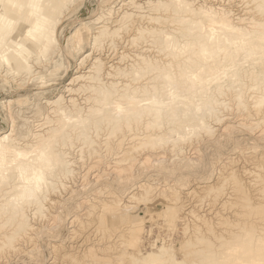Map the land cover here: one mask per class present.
I'll return each instance as SVG.
<instances>
[{"label": "rangeland", "instance_id": "obj_1", "mask_svg": "<svg viewBox=\"0 0 264 264\" xmlns=\"http://www.w3.org/2000/svg\"><path fill=\"white\" fill-rule=\"evenodd\" d=\"M44 1L46 0H39V3H43ZM49 1L50 0L47 2L48 5L47 3L45 4V7H47L46 9H54L53 7L56 5L55 11L52 10L49 15H51L52 18H57L58 11L59 14L62 11V14L59 15L60 23L55 32L56 43L54 47L48 50L47 59L39 64L35 63V57L28 55V53L31 52V48L29 47L32 46L31 41H28L25 44L28 48V51H25V55L17 56L15 52H9L8 55L11 57V66L0 62V137L9 134L11 139H13L8 142L11 143L13 149L12 155L10 154L11 156L3 169L7 174V179H5V183H0V194H6V196H2L3 198L8 197L9 194L13 192V183L16 182V180H27L31 176V166L20 163V161L28 162L30 154L25 153L24 150L22 151L20 148L24 145L34 143V133L44 134L46 128L48 130V127L50 129V127L57 123L55 119L56 116L51 112L52 109H50V106L45 102L56 100V97L60 96V94L63 96L68 94L64 96V99H67V97L69 99L70 97L71 100L69 103L67 99V102L63 103L64 106L71 108L74 103L79 108L83 106L85 110L86 107H88L87 105H89L88 103L91 102L86 101L87 98L92 99L94 97V95H91L88 91L81 90L74 91L75 94L74 92L72 94L64 93V88L71 79L76 77V75L84 74L85 76L79 79L78 82H75L73 90L85 83H88L85 85L95 86L107 84L111 80L106 74L111 70L110 68L114 66L122 68L126 65H128L126 67H130V65L136 64L135 66L144 67V70H146L144 72L147 77L138 78L137 74H134V78L136 79L134 82H131L128 78L125 79L126 77H118L112 80H115L114 82L121 81L117 87L119 86L118 89L123 90L127 87L142 88L143 86H150L151 83L155 84V81L151 80L152 73L157 72L159 67L162 66V63L171 62L173 70L177 71L180 67L179 70L184 68L190 73L189 63H183L182 60L187 56L186 52L177 54L178 56L176 55V58L165 56L162 53H157L159 52V48L156 45L155 47L146 46L147 43L137 34L136 29L138 26H157L154 23H148L143 17H137L141 14L146 15L150 12L153 14L154 11L144 8V14L139 13L136 8L131 6V3L127 2V0H69L66 5L62 2L57 3L55 0ZM133 1L138 4L143 0ZM155 1L162 2L165 0ZM191 1H194L193 4L197 7L202 0ZM231 1L234 2L232 3ZM239 1L240 0H230L227 5V7L237 10V12L238 8L242 5V10L239 11L240 14L235 17L253 18L260 23H264V11H262L261 6L248 3L249 0ZM244 1L246 4L243 3ZM173 2L175 1H172V3ZM0 7L5 9L1 2ZM120 8L122 10H120ZM126 8L129 11H127ZM20 9L22 11L20 16L16 15L15 17H11L13 21L16 22V26L12 28V31L8 34V47H13L17 41L24 42L21 41V30H26L28 25V22L24 20L28 10V8H25V0L24 2H20V5L16 6L13 10L17 11ZM135 9L137 11H135ZM252 10H254V12ZM130 13H132L131 18L129 17L128 20L125 21L129 27L123 31L124 33H119L120 37L118 36V39L115 38V41H113L111 36L112 44L108 41L110 37L104 39L100 37L101 42L106 41L107 43H101L99 50L95 52V59L90 60L89 57L92 55L91 46L97 44V38L99 37L97 36V32L100 28L103 26L115 28L117 27L116 25H122V20ZM241 13L244 14L241 15ZM161 14L163 13L161 12ZM24 35L27 37L26 31H24ZM137 36L140 37V39H137ZM138 45L141 46L140 48L142 49L138 48ZM73 49L78 50L76 55H70ZM85 49L88 50L87 53L84 52ZM124 52L130 56L129 58L126 57V61L124 59L125 57H123V55H126ZM85 54H89L87 57L88 60L86 58L83 61L84 63L80 65V61H78L76 57L80 56L81 59ZM137 54L147 57V59L151 58L153 62L146 67V65L140 62L139 58L134 56ZM157 54L160 56H157ZM247 55L245 51L241 52L236 57L237 59L235 58L232 65L229 66V69L225 71L226 76L219 78L218 81L209 82L210 80L207 79V76L204 77L206 80L205 83H209L204 85L201 90L197 91L196 95L193 96L194 106L192 109H194V113L192 116L188 117L186 121H190L189 123H191L194 119L200 118L201 122H206L208 125L207 132L205 130L192 129L189 123L185 121V123H183L184 125L180 124L184 131H181L182 129L177 127L171 134H164L165 127L175 125L172 124V122L176 121L174 120L175 118L165 119L166 122L162 120L160 126L155 125L153 127L146 124L148 122L146 118H142V122L139 120L137 124L136 121H132L133 123L131 122L130 124L133 125L131 129L128 127L127 130L126 126H121L120 128L122 129L117 128L118 130L116 129L115 132L113 131L114 133H109L110 131L107 129L109 125H99L102 124L99 121L95 126V124H92L94 119L89 118L90 121L87 123L90 124V127L84 125L83 131L87 132L88 128L92 129L88 134L92 137L93 133H95L93 139L97 137V142H95L96 146H94V148L96 147L95 151H98L90 152L74 139H72L71 143L62 146L64 149L60 147V150L65 153L63 156L64 159L70 163V165L67 163V167H69L68 170L70 169L71 171L69 170L68 173L64 174L63 168L56 164V162L54 163L51 158L54 166L53 172L55 171V176H58L57 178H59L58 180L60 181L59 184L53 183V189L51 188L47 191L43 204H48H44L39 210H36L38 212H34L35 209L33 207L28 208L29 210L26 209L28 217L26 219V224L29 229H22L24 231L21 229L20 231L16 230L17 223H19L17 219L6 223L7 214L2 213L0 215V223L2 225H0V245L6 242L5 244L8 246H2L0 249V264H106L105 262L107 261L108 264H117L119 261L118 259L121 258L123 259L119 261L120 264H127L125 259L128 257L127 255H129L132 248L136 247L135 249L138 251L141 249L140 253H145L149 251L150 245L153 242H156L154 243L156 246H159L160 242L163 240L164 242L168 241L167 244L172 245L179 241L184 243L186 237L183 236V233L187 231L188 235H192L194 230L199 231L195 233L204 234L206 236L207 234L208 236L218 234V236L227 237L231 233L236 235L238 233L239 236L243 234L245 237L250 238L249 251L251 256L257 254L263 256L264 123L260 121L264 119V107H255L254 100L259 93L262 92V88L264 87V65H262V63H253ZM96 59L100 64H98ZM151 59L150 61H152ZM154 59H158L159 61H155ZM122 60L125 62L121 63L123 62ZM25 61H27V63H25ZM240 62H244V68L249 69L254 67L256 70V83H259L258 93H255L254 90L249 88V86L252 85L251 81L245 84L243 81H238L237 85L231 84L230 87H220L222 82H232L237 78L241 80L244 78L242 72L238 70ZM101 63L104 66H101ZM192 63L195 65V71L199 72V62L193 58ZM29 68L31 69L33 78L22 85L21 81L27 76V70ZM85 70L87 71L86 73ZM204 74L206 73H200V75ZM87 76L92 79L86 78ZM169 77H171V72L165 69L163 80H167ZM41 80L44 81L43 84L40 83ZM136 81L137 83H135ZM123 83L127 86L121 88V86L124 85ZM195 84H199L198 81H195ZM131 91V93L138 95L134 89ZM238 92L241 95L240 102L242 101V104H239L236 97ZM177 94L178 92L175 90L170 91V96L172 97ZM79 99L83 100L80 101ZM177 105L178 104H176V107ZM81 113L83 114L84 112L80 111L76 115L80 117L82 116ZM210 114L220 120L218 121L213 117L209 118ZM50 115L53 116L51 117ZM65 117H67V114H65ZM139 122H141V124ZM151 128H153L154 131ZM70 130H74V132ZM78 130L79 127L75 124H71L65 129L66 133L72 135L71 138H73V134ZM135 130L137 133L134 132ZM119 131L123 133V135L119 134ZM107 133L110 136H108ZM126 134L128 136H126ZM161 134L163 135V140L158 139L159 136H162ZM179 134H181V136H179ZM113 135L116 137L118 135V137L115 139ZM120 136L121 138L119 139ZM151 136L152 138L155 136L157 139L155 142L156 144H153V146L155 145L154 147L148 142ZM99 137L103 140L101 139V141ZM128 137H131L133 141ZM73 142H78L79 144L77 143V145ZM119 142L121 144H119ZM116 145L122 146V148H116ZM81 146L83 148H81ZM136 147L138 149L141 148L139 152ZM56 149H59V146L56 147ZM76 149L79 150L77 151ZM87 151L88 153H93V155L88 154ZM59 170H61V172ZM57 173H60V175ZM243 202H245L246 205L244 204L243 206L241 204L240 207V203ZM0 205H3V207L6 206L1 199ZM244 207L249 208V210L246 208L247 213L248 211L250 212L248 213L249 215L254 217L257 215L256 217H258V219L255 218L258 222H256V219L252 216L247 217L248 214L244 211ZM42 208L46 209L43 210ZM51 208L53 210H51ZM251 209L254 213L251 212ZM237 210L241 212L238 213ZM37 213H41V215ZM243 213L244 216L241 217ZM245 213L247 218L245 217ZM235 216H238L237 219H239V217L241 218L237 220ZM1 217H4V219L2 220ZM250 218H253L254 221ZM225 219L227 221H225ZM232 220L234 222L236 221V225ZM225 223H227V225ZM233 223L235 227L238 223L240 225L238 224L235 228ZM32 224H34V228ZM223 224L225 226H222ZM243 224L246 226L245 228ZM3 226H5V228ZM10 226L11 228H9ZM255 227L256 229H254ZM6 229H10L11 231L8 230L7 232ZM201 229L202 231H200ZM210 229L212 230L210 231ZM223 230L224 232H222ZM22 233L24 235H22ZM15 236H17L16 239L14 238ZM6 238L8 240H6ZM134 239L138 241L137 245ZM171 239H173V243ZM15 240L17 242H15ZM130 241L133 242L131 243ZM22 242L25 243L21 245ZM126 246L129 248L127 249ZM225 247L228 248L229 246ZM225 247L224 250H226ZM125 255L127 257H125ZM105 258L109 260H105ZM187 261H189V259H187Z\"/></svg>", "mask_w": 264, "mask_h": 264}, {"label": "bare ground", "instance_id": "obj_2", "mask_svg": "<svg viewBox=\"0 0 264 264\" xmlns=\"http://www.w3.org/2000/svg\"><path fill=\"white\" fill-rule=\"evenodd\" d=\"M68 1L69 0H55V2H57V3L62 2V3H64V5L68 4ZM172 1H175V2L172 3ZM229 1L230 0H202L200 2V4H198L196 7L193 4L194 1H191V0H165L162 2L155 1V0H143V1H141L143 3L140 2L141 4L140 3L137 4L133 0H129V1L127 0L128 3H131V6L136 5V7H134V8H136L139 11V13L145 12V11H143L144 8H147L151 11L156 12V13L153 12V14L150 12L146 15L141 14V15L137 16V17L145 18L148 23H154L157 25L156 27L155 26H151V27H144V26L139 27L138 26L137 27V29H136L137 34H139L140 37H142V40L145 43H147V45L146 44L145 45L148 47H150V46L155 47V45H156L159 48V52H157V53H160V54L162 53L163 55L168 56V57H170V56L175 57L179 53L186 52L187 56H185L182 60H183V63H186V62L189 63L190 73L188 71H186L184 68L179 70L180 67L178 68L177 71L173 70V66H172L171 62L170 63L168 62L165 64L162 63V66L159 67L158 71L152 73L151 80H154L155 84L151 83L150 86H143L142 88H140V87L139 88L127 87L123 90H119L118 89L119 86L117 87V85H119V82H121V81L114 82L115 80L114 81H112V80L115 78H118V77H126L125 79L128 78V79H130L131 82L132 81L134 82L136 80L134 78V74H137L138 78H143L145 76L147 77V75H145V72H144V71H146V70H144V67L135 66L136 64L130 65V67H126V66H128V65H126L127 63L125 64L126 66L122 67V68L121 67H115V66L113 68H110L111 67V65H110L109 68L112 71L111 70L108 72L106 71L107 72L106 76L109 77V79L111 80L110 82H108L107 84H100L97 86L85 85L88 83L84 82L85 83L84 85L78 84L79 86L75 90H73V88H74L73 86L75 85V82H78L79 79L83 78L85 75L79 74L78 76L76 75V77L71 79L68 82V84L66 85V87L64 88V91H65L64 93H71L72 94L76 90H81V91H88L91 95H94V97L92 99L87 98L86 101H88V102L91 101V102L88 103L89 105L86 104L88 107H86L85 110L83 109L84 108L83 106H82V108H79L74 103L72 104L71 108L64 106L63 103H66L67 99H68V97H67V99H64V96H66L68 94H66L64 96L60 94V96L56 97L57 98L56 100L45 102L47 105L50 106V109H52L51 112L56 116L55 119H56L57 123H55V125L50 127V129L48 127V130L46 128V132L44 134H40V133L35 134L34 133V135H33L34 140H35L34 143L30 144V145H24L23 144L24 146H22L20 148L22 151L24 150L25 153L30 154V159L28 162L20 161V163H25L26 165H30L32 168V172H31V176L27 180L20 179V181L16 180V182H14V183L12 182L14 185V188H13L14 190L12 193L9 194L8 197H5V198L2 197L4 195L6 196V194H4V192H3L4 195L0 194L2 197V198L0 197L1 201L4 202V204L6 205L5 207H3V205H0V215L2 213L7 214L6 223L10 222V221H14V219H17V221H19V223H17L18 225L16 226V230L20 231V229L22 230L24 228L29 229V227L26 224V219L28 218L27 213H26V209L29 210L28 208L33 207L35 209L34 212H38L36 210H39L40 207H42L45 204V203L43 204V200L45 199V195H46L47 191H49V189L52 188V186L54 185L53 183L59 184L60 180H58L59 179V178H57L58 176H55V173H54L55 171L53 172V168H54L53 163L51 164V168H49V169H47V167L42 168L41 163L39 162L38 156L34 155V153L39 152L41 147L43 145H45V143L48 142L50 139L52 141L51 158H52L53 162L54 163L56 162V164H58L59 166H61V168H63L64 174L68 173L70 169L68 170L69 167H67V165H68L67 163H69V162L64 159L63 156L65 155V153H63L60 150V147L65 146V144H67V143L68 144L71 143L72 139H74V140L78 141L79 143H81V145L84 146L88 151L93 152L96 150L95 149L96 147L94 148V146H96L95 142H97V139H96L97 137L95 138L96 141H95V139H93L95 133H93V136L91 135L92 137H90V135L88 133H90V130H92V129L88 128L87 132L83 131V128L85 126L87 127V125L88 126L90 125L89 123H87L88 121H90L89 118L94 119L93 120L94 122H92V124L93 125L95 124V126H96L97 122L99 123V121L102 123L99 125H103V124L107 125V126L109 125L107 127V129H109L108 131H110L109 133H114L116 131V129L120 128L121 126L122 127L126 126L127 130H128V127H130V129H131V126H133V125H130L131 122L136 121V124H137L138 123L137 121L141 120L142 118H146L148 120V122L146 124L150 127L151 126L153 127L155 125L160 126V122L162 120H165L168 118H172V119L175 118L174 120H176V121L172 122V124H175L174 126L169 125L165 128L163 127L164 131H165L164 134H171L173 132V130L177 127L182 129L181 131H184L183 127L180 124L185 123V121L188 119V117L192 116L194 113V109H192V107L194 106L193 96H195L197 91L201 90V88L204 85H206L207 83L215 82V81H218L219 78L225 77L226 76L225 71L229 69V66L232 65L235 58L241 52L245 51L248 54L247 55L248 58L253 63H262V65H264V23H260L256 20H254L253 18L247 19V18L235 17V16H238L240 14L239 11L242 10V8H241L242 5L240 6L241 9L238 8V12H239L238 13L237 10H234L231 7H227ZM0 2L2 4V6H4V8H5V9H3L0 7V17L4 18L6 27H7V22L11 21V22H13L12 28H14L16 26V22H14L11 17H13V16L15 17L16 15L20 16L22 14L23 7H22V11H21V9L17 10V11H15L13 9H15L16 6H19L20 2H24V0H0ZM30 2H31V0H25V8H28V10L26 12L24 20H26V22H28L27 23L28 25H27L26 30L24 29V31H26L28 33V28L31 26V23L38 22L41 25V27L51 30L52 40L56 43V33L55 32L57 30L58 24L60 23V16L59 15L62 14V11L60 14L58 11V17L57 18H52L51 15H49V13L55 9L56 5L55 6L53 5L54 9H51V10L46 9L47 7H45V4L48 2V0H46L43 3L42 2L40 3L43 7L39 11H36V10H33L32 8L29 7ZM122 2H124V1H122ZM239 2H241V0ZM52 3H53V1H52ZM243 3L246 4L245 1ZM243 3H241V4H243ZM248 3H253L254 5L261 6V0H249ZM123 4H125V3H123ZM179 4H190V5H192V8L191 9L180 8L177 6ZM47 5H48V3H47ZM49 6H50V3H49ZM119 7H121V6H119ZM234 7H235V5H234ZM56 9H58V8H56ZM136 9H135V11H137ZM120 10H122V9L120 8ZM124 11H125V7H124ZM127 11H129V10L127 9ZM252 11L254 12V10H252ZM161 12L163 14H161ZM157 13H159V14H157ZM131 14L132 13L127 14L126 17L131 18ZM136 14H138V13H136ZM242 14H244V13H241V15ZM9 15H11V16H9ZM123 16H125V15H123ZM258 16H261V15H258ZM258 16H256V17H258ZM137 24H139V23H137ZM116 26L117 27H115V28H109L106 26H103L102 28L99 27L100 30L97 32L98 35L97 34L96 35L99 36V38L101 37V39L110 37L108 41H109V43H111L112 42L111 34L117 33L118 29H120L122 25H116ZM97 30H98V28H97ZM118 36L120 37V35H118ZM132 37H131V39H132ZM93 39H95V38H93ZM135 41H138V40H135ZM55 43L52 44L49 47V49L51 47H54ZM101 43H104V42H101ZM136 45H137V43H136ZM140 47L141 46H139L138 48H140ZM140 49H142V48H140ZM25 51H28V48L26 46H25ZM113 51H114V49H113ZM115 51H116V49H115ZM205 53H207V54H205ZM107 54H109V53H107ZM148 54H149V52H148ZM155 54H156V49H155ZM158 55L159 54H157V56ZM88 56H89V54L83 55V57H81V59H80L79 64L80 65L83 64L84 63L83 61ZM104 56H106V55H104ZM134 56H136V58H139L140 62L143 65H146V67L151 62H153V59H151V58L150 59L152 61H150V59H147V57H143V56L138 55V54L134 55ZM123 57H125L124 59L126 61V57L129 58L130 56H128L126 54V55H123ZM154 57H156V56H154ZM193 58L197 62H199V64H198L200 67L199 72L195 71V65H194V63H192ZM171 59H173V58H171ZM87 60H88V58H87ZM128 60H131V59H128ZM132 60H133V58H132ZM156 60L159 61L158 59H156ZM125 61H123L121 63H124ZM92 62H94V61H92ZM97 62H98V64H100L98 60H97ZM102 63H101V66L103 65ZM6 64L11 66L12 65L11 60H9L8 63H6ZM243 64H244V62H240L238 70H240L242 72V74L244 75V78H242V80L237 78L232 82H230V81L229 82H222L220 87H230L231 84L237 85L238 81H243L244 84L251 81L252 85L249 86V88L251 90H254L255 93H258L257 91L259 89V83H256V79H257L256 72H255L256 70L252 66H251L252 68L246 69V68H244ZM116 66H117V64H116ZM93 67H94V65H93ZM81 68H83V67H81ZM165 69H168L171 72V77H169L167 80H163V73H164ZM86 70H85V73L87 72ZM82 72H84V71H82ZM90 72H92V71H90ZM201 72H204L206 74L200 75ZM90 74H92V73H90ZM97 75H95V76H97ZM99 75H101V74H99ZM206 76H207V79L210 80L207 83H205L206 80L204 79V77H206ZM86 78H89V77L87 76ZM89 79H92V78H89ZM98 80H100V79H98ZM195 81H198L199 84H195ZM144 82H147V81H144ZM135 83H137V81ZM120 85H122V84H120ZM126 86L127 85L124 84L123 86H121V88L126 87ZM133 89L135 90V92L138 93V95H136L135 93H131L132 92L131 90H133ZM171 90L177 91L178 94L173 96V97L170 96ZM88 92H86V93H88ZM86 93H85V95H86ZM71 94H69V95H71ZM74 94H75V92H74ZM236 97L239 101V104H242V101L240 102L241 95L239 92L236 94ZM251 98H253V97H251ZM70 100L71 99L69 97V99H68L69 103H70ZM81 100H83V99H81ZM78 103H80V102H78ZM84 103H86V102H84ZM176 104H178L177 107H176ZM254 106L255 107H264V87L262 88V92L259 93V95L254 100ZM80 111H83L84 115L81 113L82 116L79 117L76 114L79 113ZM65 114H67V117H65ZM48 117H49V115H48ZM210 117H213V115L211 116V114H210L209 118ZM213 118L218 120V121L220 120V119L215 118V117H213ZM141 122H142V120H141ZM141 122H139V123L141 124ZM165 122H166V120H165ZM186 122H188V121H186ZM260 122L264 123V119ZM71 124H75L77 127H79V130L73 134L74 135L73 138H71L72 135L66 133V131H65V129ZM50 125H52V124H50ZM44 126L46 127L45 124H44ZM44 126H43V128H44ZM189 126H191L192 129L205 130L206 132L208 131V125L206 124V122H201L200 118L194 119L193 122L191 121V123H189ZM41 127H42V125H41ZM143 127H145V126H143ZM74 129H76V128H74ZM97 129H99V128H97ZM120 129H122V128H120ZM136 129H137V127H136ZM151 129H153V128H151ZM36 130H39V129H36ZM99 130H101V129H99ZM123 130H125V129H123ZM123 130H122V132H123ZM156 130H157V128H156ZM33 131H35V130H33ZM43 131H45V130H43ZM72 131L74 132V130H72ZM143 131H144V129H143ZM150 131H152V130H150ZM153 131H154V129H153ZM160 131H162V130H160ZM35 132H37V131H35ZM40 132H42V131H40ZM134 132L137 133L136 130ZM101 133H103V132H101ZM158 133L160 134L159 131H158ZM119 134L123 135V133H120V131H119ZM127 134H126V136H128ZM186 134H188V133H186ZM115 135H116V133H115ZM115 135H113V136H115ZM118 135H117V137H118ZM143 135H142V137H143ZM108 136H110V135L108 134ZM179 136H181V134H179ZM117 137L115 136V139ZM120 138H121V136L119 137V139ZM128 138H131V137H128ZM153 138H155V139H153ZM153 138L151 136V139L148 141L149 144H151L152 146H153V144H156L155 142L157 140L155 136ZM99 139L101 140L102 138L99 137ZM107 139H108V137H107ZM139 139H141V138H139ZM158 139L163 140V135L159 136ZM11 140H13V139H11L9 134L3 135L0 137V144L8 143ZM131 140H132V138H131ZM140 141H142V140H140ZM73 143H75V142H73ZM77 143H75V144H77ZM115 143H118V142H115ZM130 143H131V141H130ZM119 144H121V143L119 142ZM101 145H102V143H101ZM141 145H143V144H141ZM58 146H59V149H56V147H58ZM82 146H81V148H83ZM162 146H163V144H162ZM117 147L122 148V146H119V145L118 146L116 145V148ZM151 148H149V149H151ZM126 149H127V147H126ZM129 149H131V148H129ZM140 149H138V152ZM149 149H146V150H149ZM76 150L78 151L79 149H76ZM82 150H84V149H82ZM111 150H114V149H111ZM88 151H87V153H88ZM97 151H95V152H97ZM90 152L88 154L93 155V153H90ZM84 153H86V152H84ZM10 154L12 155V153H10ZM10 154H9V157L11 156ZM119 154H121V153H119ZM133 161H134V159H133ZM121 162H123V161H121ZM69 165H70V163H69ZM61 170H59V171L61 172ZM22 175H23V173H22ZM41 175L43 176V182L40 185L39 190H36L35 186L32 184H29L28 182L34 178L41 176ZM58 175H60V173ZM6 179H7V177H6ZM4 181H5V179L0 180V183L4 182ZM2 190H3V188H2ZM54 192H56V191H54ZM215 194H217V193H215ZM47 195H49V194H47ZM208 198H209V196H208ZM216 198H217V196H216ZM245 202L240 203V207H241V204L244 206ZM46 204H48V203H46ZM49 206H51V205H49ZM49 206H47V207H49ZM247 206H248V204H247ZM246 208L244 209V211L247 213ZM44 209H46V208H44ZM247 209L249 210V208H247ZM255 209H257V208H255ZM51 210H53V209L51 208ZM262 210L264 211V209H262ZM34 212H33V214H34ZM240 212L238 211V213H240ZM251 212H253L252 209H251ZM41 213H42V210H41ZM41 213H39V214L41 215ZM55 213H56V211H55ZM246 213H245V217H246ZM248 213H250V212L248 211ZM243 216H244V213H243V215H241V217H243ZM248 216L250 217L252 215L248 214L247 217ZM235 217H234V220H235ZM237 217H236V219H237ZM241 217H239V219ZM252 217L255 218L254 216H252ZM253 218L252 219L250 218V219L252 221H254ZM256 218L258 219V217H256ZM1 219L3 220L4 217L3 218L1 217ZM239 219H237V220H239ZM257 219H256V222H258ZM28 220H27V222H28ZM225 221H227V220L225 219ZM218 222H220V221H218ZM256 222H255V224H256ZM31 223H32V221H31ZM227 223H225V224L227 225ZM234 223L236 225V221ZM234 223H233V225H234ZM238 224H237V226H238ZM0 225H1V223H0ZM33 225L34 224H32V226ZM228 225H229V223H228ZM235 225H234V227H235ZM29 226H30V224H29ZM206 226H207V224H206ZM222 226H225V225L223 224ZM3 227L5 228V226H3ZM245 227L246 226L244 225V228ZM9 228H11V226ZM14 228H15V226H14ZM33 228H34V226H33ZM199 228H200V225H199ZM202 229H203V225H202ZM202 229L200 231H202ZM222 229H223V227H222ZM239 229H241V228H239ZM254 229H256V227ZM8 230H10V229H6L7 232H8ZM211 230L212 229H210V231ZM1 231H3V230H1ZM22 231H24V230H22ZM188 231H190V230H188ZM196 231L197 230H194V233L192 235H188L187 231L185 233H183V236L186 237V240L184 239L185 240L184 243L183 242L181 243L180 241L179 242L175 241L176 244L172 245V244H167L168 241L164 242V240L160 242L159 246H156V244H154L156 242H153L152 244L150 243L151 247H150V249L148 248L149 251H147L145 253H140L141 249L139 251L137 249H135L136 248L135 246L138 244L137 243L138 241H136L134 239L136 241V245L134 244L135 248L131 249L129 255H127L128 257L125 255V257H127L125 259V262L127 264H264V257H263L264 255L260 256L257 254L255 256H251L250 251H249V249H250L249 244L251 242L250 238L245 237L243 234L239 236L237 233V235H238L237 236L236 234H233V233L230 234L229 233L230 235H228L227 237H222L221 235L218 236V234L217 235L212 234L210 236H208V234H207V236H206L204 234L201 235V234L195 233ZM32 232H33V230H32ZM190 232H193V231H190ZM197 232H199V231H197ZM222 232H224V230ZM225 232H226V229H225ZM229 232H230V230H229ZM17 233H20V232H17ZM206 233H207V231H206ZM184 234H187V235H184ZM22 235H24V234L22 233ZM263 235H264V233H263ZM16 237L17 236H15L14 238L16 239ZM158 237H159V235H158ZM19 239H21V238H19ZM28 239H31V238H28ZM153 239H154V237H153ZM157 239H160V238H157ZM6 240H8V239L6 238ZM171 240L173 243V239H171ZM27 241H29V240H27ZM15 242H17V241L15 240ZM130 242L132 243L133 241H130ZM5 243H3V245H0V249L2 246L3 247L7 246V244H5ZM24 243L25 242H22L21 245ZM128 244H129V242H128ZM225 246H229V247L226 248ZM18 247H19V245H18ZM224 247L226 250H224ZM126 248H127V246H126ZM130 248H131V246H130ZM121 251H122V248H121ZM120 255H121V253H120ZM121 259H123V258H121ZM121 259H118V260L120 261ZM187 259H189V261H187ZM105 260H109V259L105 258ZM119 261L117 262V264L118 263L120 264ZM107 262H105V263L108 264Z\"/></svg>", "mask_w": 264, "mask_h": 264}, {"label": "snow or ice", "instance_id": "obj_3", "mask_svg": "<svg viewBox=\"0 0 264 264\" xmlns=\"http://www.w3.org/2000/svg\"><path fill=\"white\" fill-rule=\"evenodd\" d=\"M132 6L136 7V5ZM177 6L180 8H192V5L190 4H179ZM29 7L33 10L39 11L43 6L39 3V0H31V2L29 3ZM261 9L262 11H264V0H261ZM127 19L128 18L125 17L124 20H122L123 26L118 29L117 33L111 34L113 41H115V38L119 35L120 32L125 31V29L129 27V25L125 22ZM12 23L13 22L8 21L6 27L4 18L0 17V62L8 63V61L11 59V57L8 55L9 52H15L17 56L25 55V44L28 41H31L32 44V46L29 47L31 48V52L28 53V55L35 57V63L39 64L43 60L47 59L48 49L52 44L55 43L51 37V30L41 27L38 22L31 23V26L28 28L27 37L24 35V30H21V41L24 42L17 41L13 47H8L9 41L7 37L8 34L12 31ZM139 38L140 37H138L137 39ZM104 43L106 44L107 42L104 41ZM100 46L101 39L98 37L97 44L91 46L92 55L89 57L90 60L95 59V52L99 50ZM77 51V49L71 50L70 55H76ZM87 51V49L84 50L85 53H87ZM76 58L78 61H80V56H77ZM25 63H27V61H25ZM27 72V76L23 81H21L22 85L23 83H26L28 80L33 78V74L30 68L27 70ZM40 83L43 84L44 81L41 80ZM51 147L52 141L50 139L48 142L45 143V145L41 147L39 152L34 153V155L38 156L42 168H51ZM12 151L13 149L11 147V143L0 144V180L6 179L7 174L3 171V169L6 166L7 160L9 159V154L12 153ZM42 182L43 176L41 175L37 178L30 180L28 183L34 185L36 190H39V187Z\"/></svg>", "mask_w": 264, "mask_h": 264}]
</instances>
